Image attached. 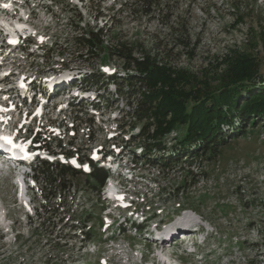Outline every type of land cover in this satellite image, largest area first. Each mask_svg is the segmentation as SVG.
Segmentation results:
<instances>
[{
    "label": "rangeland",
    "instance_id": "1",
    "mask_svg": "<svg viewBox=\"0 0 264 264\" xmlns=\"http://www.w3.org/2000/svg\"><path fill=\"white\" fill-rule=\"evenodd\" d=\"M52 1L54 6H47L50 13L46 14L45 22L40 15L38 17L40 8L33 13L37 15L35 21L46 31L42 55L31 52L35 49L32 46L12 52L19 56L4 59L0 56V64L13 63L21 72L15 78L24 75L28 81L35 80L37 87H41L44 83L41 79L48 76H61V79L62 73L75 71L71 74L78 72L82 77L67 84L74 85L72 91L77 86L82 90H95L92 92L97 102L93 99L79 102L77 94L53 96L48 104L55 105L50 113L54 123L50 125L43 120V128L34 112L27 118L25 112L15 111L11 115L17 118L16 131L23 125L20 132L29 139L31 136L46 138L55 145V140L62 138L66 149L56 150L65 154L77 149L79 157L92 159L99 150L114 149L115 152L120 150L134 165L133 154H143L144 146L153 144V138L140 136L147 120L136 117L130 106L134 98L132 91L121 90L126 87L123 83L117 84V80L122 82L137 73L133 59H141L146 52L157 54L158 60L174 68H186L198 74L201 80L207 79L210 88L221 84L220 79L229 67L228 59L235 53L253 54L260 62V75L264 77V0H172L175 13L169 24H163L157 12L150 16L140 8L134 11L136 0ZM0 15L12 17L1 10ZM98 28L106 33L103 46L123 48V55L109 54L104 47L91 54L79 52L81 46L76 36ZM7 79L12 81V77L4 81ZM65 99L73 105V111L67 112L70 122L57 116L59 104ZM26 102L30 106L34 104L29 99ZM92 105L100 107L101 119L92 113ZM77 116L81 118L77 120ZM64 123L69 127L66 132ZM59 124L61 131L57 132L55 125ZM26 127L37 133L28 131L26 134ZM182 132L183 127H180L164 137L167 149H154L152 159L158 157L155 164L154 160L143 159L135 166L138 181L135 188L141 203L132 210L139 211L138 220L140 215L145 218L142 231L131 224L132 220L137 222L133 215L108 225L112 218L107 215L104 186L93 187L85 174L70 177L76 186L60 199L59 195L53 196L49 188L46 187L43 194L31 183L33 186L26 195L35 204L48 198V206L41 217L21 223L18 217L25 213V208L23 199L16 195L15 176L10 172L1 173L0 264H141V256L147 251L150 255L146 254L149 259L146 264L153 261L162 264L160 259L177 258L173 251L179 250L176 242L180 237L176 234L170 242L155 244L147 239L146 231L159 222L164 226L170 216L172 220L179 218H174L177 215L183 216L185 207L192 208L198 217L208 221L213 230L207 242L210 246L201 250L204 259L198 256L196 264H264V122L251 127L244 135L237 133L217 154H205L193 160L192 153L186 150L182 154L187 156L183 162L170 168L160 165L159 158L168 154ZM224 132L228 131L224 129ZM113 143L116 148L112 147ZM142 177L153 182L148 185ZM77 187L80 190H76ZM187 214L191 218L192 212ZM8 219L20 225L16 228L22 232L20 236L9 234L8 230L3 233ZM89 225H92L90 229ZM85 231L90 232V240L84 237ZM185 231L191 233L193 229ZM164 247L172 255L161 249ZM190 260L189 256H181L180 263Z\"/></svg>",
    "mask_w": 264,
    "mask_h": 264
},
{
    "label": "trees",
    "instance_id": "2",
    "mask_svg": "<svg viewBox=\"0 0 264 264\" xmlns=\"http://www.w3.org/2000/svg\"><path fill=\"white\" fill-rule=\"evenodd\" d=\"M171 1L136 0L137 8L134 11L140 8L145 15L150 16L157 12L162 23L169 24L170 17L175 13ZM105 36L103 28L89 29L76 36L81 46L79 52L91 54L104 47L108 49L109 54L123 55V48L103 46ZM157 56L146 52L141 59L134 58L133 66L137 73L130 74L128 79L124 78L122 82L117 80V84L123 83L126 87L121 90L132 91L134 98L130 106L136 117L147 120L140 136L154 139L153 144L144 146L143 154H133L137 162L149 159L152 162L154 160L155 164L158 157L152 159L155 155L154 149H167L164 137L180 127H183V132L178 139L175 137L177 140L174 147L168 149V154H162L163 151L160 153L162 155L159 163L166 168L183 162L187 156L182 154L186 150L192 153L193 160L205 154H217L222 146L238 135L237 133L244 135L251 127L264 122V77L260 75V62L253 54L246 52L230 56L226 73L223 78L219 77L221 84L214 88H210L207 79L201 80L198 74L186 68H174L169 63L158 60ZM253 88L255 90H252ZM78 118L77 116L76 119ZM86 122L89 123L88 120ZM224 129L228 132H224ZM132 141L135 142L136 139ZM43 147L56 156L53 161L39 159L34 167L33 176L38 190L43 194L47 187L53 191V196L59 195L60 199L63 193L76 186L70 177L80 174H85L87 179L93 182V187L99 189L104 186L107 171L93 160H89V173L59 160L58 153H65L60 151L66 149L62 139H57L55 145L45 141ZM57 148L60 151L56 150ZM70 154H74L72 149L66 153V157ZM76 190L80 188L77 187ZM47 206L48 198H45L38 217L43 215ZM91 227L92 225H89L88 228ZM83 235L86 239H91L89 231H85Z\"/></svg>",
    "mask_w": 264,
    "mask_h": 264
},
{
    "label": "bare ground",
    "instance_id": "3",
    "mask_svg": "<svg viewBox=\"0 0 264 264\" xmlns=\"http://www.w3.org/2000/svg\"><path fill=\"white\" fill-rule=\"evenodd\" d=\"M29 1V0H28ZM26 3H25V1H24V5H25ZM0 10L2 11V13L3 12H5L7 15H13V14H15V12L14 11H9V10H7L6 8H1L0 7ZM8 17V16H7ZM6 23V25L8 24H11V23H8V22H5ZM15 24L17 25V27H19V28H24L25 27V25L23 24V22L21 21V20H16L15 21ZM11 26H12V24H11ZM11 26H9V29L11 28ZM12 29V28H11ZM71 73V72H70ZM74 73V72H73ZM56 77V78H55ZM55 77H49V78H55V79H53L54 81H58V80H63V78L64 77H62L61 79H60V77L61 76H55ZM49 78H46V79H49ZM41 87H39V90L40 91H42L44 94H46V95H48L51 91H50V89L47 87H45L44 86V84H41L40 85ZM64 86L63 85H58V86H56L55 87V89H54V91L57 93V92H59V93H61L62 92V88H63ZM81 90V92H83V90L82 89H80ZM49 96H52V94L51 95H49ZM72 96H76L75 94L74 95H72ZM179 221H183L182 219H181V217H179V218H177ZM174 223H175V220H172ZM185 221V220H184ZM177 224H182V225H184V222H176V225ZM190 228V226H188V227H186V228H184L183 230H188ZM191 228H194V227H191ZM150 230V229H149ZM154 231H156V230H154ZM182 233H185L186 235H188L187 237H192L191 235H194L193 233H195V231L193 230V233H190V232H182ZM177 234V230L175 229V228H173V224L172 223H170V225L166 228V230H163V233H161V234H158L157 235V237H155V238H152V241L155 243V244H162V243H164V242H167V241H172L173 240V238H172V236H174V235H176ZM154 235H156V234H154ZM189 240H192V238H189ZM161 247V246H160ZM168 249L166 248V247H164L163 248V251H165L166 253L168 252L167 251ZM167 254H171V253H167ZM172 255V254H171ZM173 255H174V251H173ZM163 259H160L159 260V263H161V261H162ZM156 262V261H155Z\"/></svg>",
    "mask_w": 264,
    "mask_h": 264
},
{
    "label": "snow or ice",
    "instance_id": "4",
    "mask_svg": "<svg viewBox=\"0 0 264 264\" xmlns=\"http://www.w3.org/2000/svg\"><path fill=\"white\" fill-rule=\"evenodd\" d=\"M6 8L9 7V5H4ZM17 42V41H12ZM0 141H4L7 145L10 146V148L14 151L15 149L19 148L22 149L25 153H27V147L26 143H17L15 141V138L12 136H0ZM0 147H3V145H0ZM27 158V156H25ZM122 199V197H120Z\"/></svg>",
    "mask_w": 264,
    "mask_h": 264
}]
</instances>
